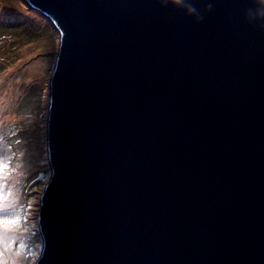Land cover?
<instances>
[{
    "label": "water",
    "instance_id": "water-1",
    "mask_svg": "<svg viewBox=\"0 0 264 264\" xmlns=\"http://www.w3.org/2000/svg\"><path fill=\"white\" fill-rule=\"evenodd\" d=\"M25 1L59 34L34 264H264L250 0Z\"/></svg>",
    "mask_w": 264,
    "mask_h": 264
},
{
    "label": "rangeland",
    "instance_id": "rangeland-1",
    "mask_svg": "<svg viewBox=\"0 0 264 264\" xmlns=\"http://www.w3.org/2000/svg\"><path fill=\"white\" fill-rule=\"evenodd\" d=\"M0 21L17 29L16 35L0 39V127L10 128L0 148L13 149L12 155L5 156L4 151L0 159V165H6L0 171V199L4 198L0 203V264H34L40 248L39 197L50 177L46 116L59 34L54 24L25 0H0ZM21 27L24 30H18ZM36 64L38 70L32 68ZM29 74L34 75L23 79ZM30 96L29 102L22 104ZM15 138L20 140L15 142L17 151L10 143ZM12 218L18 222L7 227L2 224Z\"/></svg>",
    "mask_w": 264,
    "mask_h": 264
},
{
    "label": "clouds",
    "instance_id": "clouds-1",
    "mask_svg": "<svg viewBox=\"0 0 264 264\" xmlns=\"http://www.w3.org/2000/svg\"><path fill=\"white\" fill-rule=\"evenodd\" d=\"M163 6L177 7L187 16L193 17L194 22L199 23L203 20V15L197 7L194 0H161ZM212 11V4L208 3L204 7V12ZM245 20L249 24H254L258 28L264 29V0H250V6L245 9Z\"/></svg>",
    "mask_w": 264,
    "mask_h": 264
},
{
    "label": "trees",
    "instance_id": "trees-1",
    "mask_svg": "<svg viewBox=\"0 0 264 264\" xmlns=\"http://www.w3.org/2000/svg\"><path fill=\"white\" fill-rule=\"evenodd\" d=\"M10 26V24H5V22L4 21H0V39H2V37H4L6 34H10V35H12V34H15V30H17L16 28H12V27H9ZM47 28L49 29V27L47 26ZM18 30H24L22 27L21 28H19ZM31 30H33V29H31ZM30 30V31H31ZM42 31H43V34H45L46 33V31H45V29H44V26H43V28H42ZM19 32V31H18ZM16 35V34H15ZM31 90H33V88H31ZM31 99V96L30 97H28L27 99H25V100H23V103L22 104H24V103H28L29 102V100ZM5 108V107H4ZM0 129H2L1 131H3V133L2 134H0V141L2 140V138L4 137V136H6V139H7V136H9L8 135V132H10V128L9 127H4V128H2V127H0ZM5 134V135H4ZM5 139V140H6ZM18 141H20V140H18V138H15V139H13V140H11L10 141V143H11V146L14 148L15 147V151H17V146L19 145V144H17L16 145V143L15 142H18ZM7 144V143H6ZM8 145V144H7ZM4 151H5V156H8L9 154H11L12 155V151H13V149H12V151L10 150H7V146H4V147H1L0 148V159L2 160V156H3V154H4ZM14 151V152H15ZM9 158V157H8ZM5 159V160H9V159Z\"/></svg>",
    "mask_w": 264,
    "mask_h": 264
},
{
    "label": "snow or ice",
    "instance_id": "snow-or-ice-1",
    "mask_svg": "<svg viewBox=\"0 0 264 264\" xmlns=\"http://www.w3.org/2000/svg\"><path fill=\"white\" fill-rule=\"evenodd\" d=\"M6 168V165H0V171H3ZM18 222V218H12L11 220L5 219L2 221V224L7 227L9 224H16ZM17 255L19 253L17 252Z\"/></svg>",
    "mask_w": 264,
    "mask_h": 264
},
{
    "label": "bare ground",
    "instance_id": "bare-ground-1",
    "mask_svg": "<svg viewBox=\"0 0 264 264\" xmlns=\"http://www.w3.org/2000/svg\"><path fill=\"white\" fill-rule=\"evenodd\" d=\"M35 66H36V67H32V68H34V70H38L37 64H36ZM12 69H14V66L12 67ZM32 70H33V69H32ZM33 75H34V74H29V75L23 77V79H29V78H31ZM2 99H3V96H0V102H1ZM3 200H4V198H3V199H0V203H2Z\"/></svg>",
    "mask_w": 264,
    "mask_h": 264
}]
</instances>
